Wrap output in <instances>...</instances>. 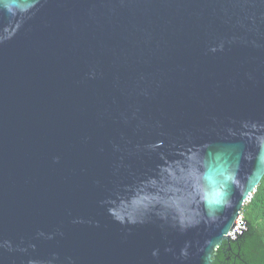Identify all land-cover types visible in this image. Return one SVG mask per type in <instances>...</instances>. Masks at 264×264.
<instances>
[{
	"label": "water",
	"instance_id": "1",
	"mask_svg": "<svg viewBox=\"0 0 264 264\" xmlns=\"http://www.w3.org/2000/svg\"><path fill=\"white\" fill-rule=\"evenodd\" d=\"M263 175L264 0H0V264H212Z\"/></svg>",
	"mask_w": 264,
	"mask_h": 264
},
{
	"label": "trees",
	"instance_id": "2",
	"mask_svg": "<svg viewBox=\"0 0 264 264\" xmlns=\"http://www.w3.org/2000/svg\"><path fill=\"white\" fill-rule=\"evenodd\" d=\"M241 213L246 231L230 241L234 251L239 252L244 264H264V175Z\"/></svg>",
	"mask_w": 264,
	"mask_h": 264
},
{
	"label": "flooded vegetation",
	"instance_id": "3",
	"mask_svg": "<svg viewBox=\"0 0 264 264\" xmlns=\"http://www.w3.org/2000/svg\"><path fill=\"white\" fill-rule=\"evenodd\" d=\"M239 251V250H238ZM244 264L239 256V252L234 251V243L228 242L222 244L214 252L212 264Z\"/></svg>",
	"mask_w": 264,
	"mask_h": 264
},
{
	"label": "clouds",
	"instance_id": "4",
	"mask_svg": "<svg viewBox=\"0 0 264 264\" xmlns=\"http://www.w3.org/2000/svg\"><path fill=\"white\" fill-rule=\"evenodd\" d=\"M220 192L219 191H216L214 194H211V195H205V197L203 198V203L205 204V206L207 207L208 205H210V204H213V203H216L217 201L216 200H214L213 198H212V196L214 195V196H216V197H218V196H220ZM109 214L110 215H113L114 216V218L119 222V223H121V224H123L124 222H125V220H124V218L122 217V216H120V215H117V214H115L114 212H113V210L112 209H109ZM135 221L134 220H128V223H134ZM154 255H155V253H154Z\"/></svg>",
	"mask_w": 264,
	"mask_h": 264
},
{
	"label": "built area",
	"instance_id": "5",
	"mask_svg": "<svg viewBox=\"0 0 264 264\" xmlns=\"http://www.w3.org/2000/svg\"><path fill=\"white\" fill-rule=\"evenodd\" d=\"M249 201V199L247 200V202ZM241 221H244V218H243V215H242V213H240L239 215H238V217L236 218V220H235V222H234V226H233V228L229 231V233H228V237H231V236H233V233H236L237 235H240V231L238 230V229H240V230H242L243 228H244V226H239L238 225V223H240ZM238 228V229H237Z\"/></svg>",
	"mask_w": 264,
	"mask_h": 264
}]
</instances>
